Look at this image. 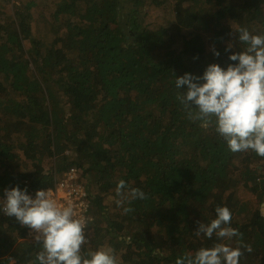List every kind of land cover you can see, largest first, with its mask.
<instances>
[{
	"label": "trees",
	"instance_id": "obj_1",
	"mask_svg": "<svg viewBox=\"0 0 264 264\" xmlns=\"http://www.w3.org/2000/svg\"><path fill=\"white\" fill-rule=\"evenodd\" d=\"M239 27L264 34V0H0V195L76 167L89 206L82 255L111 246L120 264L236 246L196 235L227 206L252 247L240 264H264V157L231 152L175 99L187 90L176 77L236 63ZM120 179L147 198L118 197ZM41 247L0 214V264H38Z\"/></svg>",
	"mask_w": 264,
	"mask_h": 264
},
{
	"label": "clouds",
	"instance_id": "obj_2",
	"mask_svg": "<svg viewBox=\"0 0 264 264\" xmlns=\"http://www.w3.org/2000/svg\"><path fill=\"white\" fill-rule=\"evenodd\" d=\"M234 32L238 33L239 42L246 45L242 51L229 55L236 63L226 68L211 63L202 76L185 72L176 77L175 87L186 85L187 90L183 95L176 92L175 99L189 119L200 121L203 127L214 124L231 152L252 150L264 157V34H253L244 27ZM213 52L219 55L215 49ZM115 191L118 197L129 201L147 198L141 189L129 187L123 179L118 181ZM0 211L33 231L34 241L42 245L36 255L38 264H120L111 246L91 251L85 258L82 246L86 244L85 228L90 221L71 204H60L46 190H37L33 198L18 186L6 188ZM130 211L131 208L124 209L125 213ZM259 211L264 216V202L259 205ZM215 213L209 223L198 222L196 235L203 234L209 239L215 235L220 241L236 237V246L218 242L179 257L176 264H240L245 252H252L251 245L240 239L242 233L230 226V209L217 206ZM125 239L130 243V237Z\"/></svg>",
	"mask_w": 264,
	"mask_h": 264
},
{
	"label": "built area",
	"instance_id": "obj_3",
	"mask_svg": "<svg viewBox=\"0 0 264 264\" xmlns=\"http://www.w3.org/2000/svg\"><path fill=\"white\" fill-rule=\"evenodd\" d=\"M54 185L41 188L40 190H46L50 195L56 199L62 205L71 204L78 214L87 218L86 210L89 207L85 188L81 182V175L76 167H70L68 171L64 174L61 179L54 181ZM35 192L27 193L33 198L35 197ZM4 198V194L0 195V200ZM0 214L5 217L2 211ZM27 236L34 239L33 231L27 227Z\"/></svg>",
	"mask_w": 264,
	"mask_h": 264
},
{
	"label": "rangeland",
	"instance_id": "obj_4",
	"mask_svg": "<svg viewBox=\"0 0 264 264\" xmlns=\"http://www.w3.org/2000/svg\"><path fill=\"white\" fill-rule=\"evenodd\" d=\"M148 18H149V17H148ZM148 18H146V19H148ZM182 55H186V54H182ZM194 71L196 72V70H195V69H194ZM191 74H193V73H191ZM193 75H195V76H198V74H193ZM202 82H203V81L201 80V81H200V83H202ZM57 177H58V178H60V177H61V174H60V172H57ZM263 177H264V176H263ZM243 189H244V188H242L241 192H242V193H245L246 191H245V190H243ZM139 248H142V247H141V245H139ZM143 251L145 252V250H143Z\"/></svg>",
	"mask_w": 264,
	"mask_h": 264
},
{
	"label": "water",
	"instance_id": "obj_5",
	"mask_svg": "<svg viewBox=\"0 0 264 264\" xmlns=\"http://www.w3.org/2000/svg\"><path fill=\"white\" fill-rule=\"evenodd\" d=\"M262 219L264 220V216H262Z\"/></svg>",
	"mask_w": 264,
	"mask_h": 264
}]
</instances>
